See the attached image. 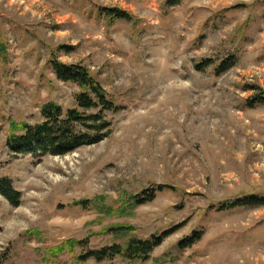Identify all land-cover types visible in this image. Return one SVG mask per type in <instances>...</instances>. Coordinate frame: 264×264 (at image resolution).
<instances>
[{"label": "rangeland", "instance_id": "rangeland-1", "mask_svg": "<svg viewBox=\"0 0 264 264\" xmlns=\"http://www.w3.org/2000/svg\"><path fill=\"white\" fill-rule=\"evenodd\" d=\"M52 61L84 68L120 109L97 144L12 154V122L77 108ZM263 95L264 0H0V178L21 195L0 196V264H130L87 255L165 232L137 264H264V207L220 210L264 197V103H247Z\"/></svg>", "mask_w": 264, "mask_h": 264}, {"label": "trees", "instance_id": "trees-1", "mask_svg": "<svg viewBox=\"0 0 264 264\" xmlns=\"http://www.w3.org/2000/svg\"><path fill=\"white\" fill-rule=\"evenodd\" d=\"M103 15L109 18L130 21L131 17L125 12L112 9H103ZM236 58L228 57L221 61L215 68L217 75H220L235 65ZM211 60H205L195 65L196 71H204L211 65ZM52 71L58 81L76 85L80 93L75 97L76 109H62L53 103L42 106L40 115L41 124L29 126L26 124L11 123L10 135L6 141V147L12 154L28 153L34 157H43L45 155L62 156L70 153L84 145H94L101 142L108 135L110 125L105 120V114L117 112L118 108L99 87V84L91 78L89 73L82 67L76 65H62L56 61L51 62ZM248 107L255 104L264 103V95L258 96L252 101H247ZM83 111V112H80ZM86 111H97L96 114H86ZM158 191L164 187H157ZM153 189L142 192L137 196L138 205L151 201L154 198ZM0 196L3 197L11 206L17 207L21 195L14 190L12 183L7 178H0ZM242 207H264V197L250 195L241 200L234 201L229 205L223 206L220 210H231ZM171 232H165L160 236H153L149 240L131 239L121 248L119 245H113L98 252H91L87 255L98 262L104 260H113L119 257L128 261L130 264L146 262L152 251L161 245L164 238ZM201 238L200 233H194L183 241L179 248L186 249L194 245ZM63 249V248H62ZM60 250H54L59 253Z\"/></svg>", "mask_w": 264, "mask_h": 264}]
</instances>
